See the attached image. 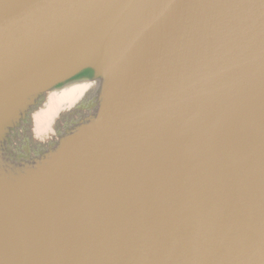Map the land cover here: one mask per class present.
<instances>
[{"label":"water","instance_id":"95a60500","mask_svg":"<svg viewBox=\"0 0 264 264\" xmlns=\"http://www.w3.org/2000/svg\"><path fill=\"white\" fill-rule=\"evenodd\" d=\"M0 264H264V0H0Z\"/></svg>","mask_w":264,"mask_h":264},{"label":"bare ground","instance_id":"6f19581e","mask_svg":"<svg viewBox=\"0 0 264 264\" xmlns=\"http://www.w3.org/2000/svg\"><path fill=\"white\" fill-rule=\"evenodd\" d=\"M99 90V81L86 77L44 92L13 135L24 133L36 142L53 140L56 131L58 134L62 126L71 125L80 118L79 116L85 114L82 110L85 107L83 103H93ZM61 115L67 120L61 118Z\"/></svg>","mask_w":264,"mask_h":264}]
</instances>
